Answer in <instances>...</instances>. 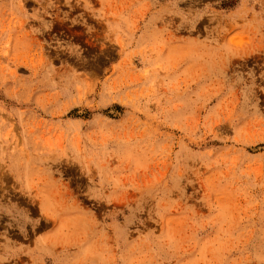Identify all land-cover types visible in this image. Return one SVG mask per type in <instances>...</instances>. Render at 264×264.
Returning <instances> with one entry per match:
<instances>
[{
  "label": "clouds",
  "instance_id": "9594fccd",
  "mask_svg": "<svg viewBox=\"0 0 264 264\" xmlns=\"http://www.w3.org/2000/svg\"><path fill=\"white\" fill-rule=\"evenodd\" d=\"M0 264H264V0H0Z\"/></svg>",
  "mask_w": 264,
  "mask_h": 264
},
{
  "label": "rangeland",
  "instance_id": "374dc122",
  "mask_svg": "<svg viewBox=\"0 0 264 264\" xmlns=\"http://www.w3.org/2000/svg\"><path fill=\"white\" fill-rule=\"evenodd\" d=\"M57 29H59V25L57 26ZM78 42L83 43L84 42L83 38H78ZM91 50L92 51H98L97 49H91ZM107 55L110 56L113 60L116 59L115 54L112 52H109ZM106 63H107V61L103 57H101L99 64L101 66H106ZM69 174H71V172Z\"/></svg>",
  "mask_w": 264,
  "mask_h": 264
}]
</instances>
